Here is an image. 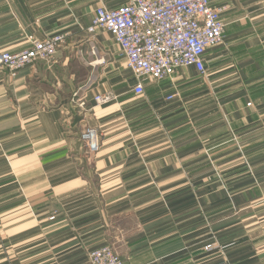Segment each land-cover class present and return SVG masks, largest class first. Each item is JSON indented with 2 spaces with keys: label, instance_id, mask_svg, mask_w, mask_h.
Segmentation results:
<instances>
[{
  "label": "crops",
  "instance_id": "0c3cea01",
  "mask_svg": "<svg viewBox=\"0 0 264 264\" xmlns=\"http://www.w3.org/2000/svg\"><path fill=\"white\" fill-rule=\"evenodd\" d=\"M127 1L0 0V48L73 33L15 76L0 67V264H28L33 238L36 264H90V250L113 239L124 264H264L263 223L220 258L205 239L220 224L200 213L204 201L212 217L225 202L264 221V0H214L225 29L206 49L207 71L142 78L146 97L133 95L113 34L85 30L98 6ZM174 82L184 86L166 100ZM76 90L84 113L70 101ZM106 91L117 98L95 106Z\"/></svg>",
  "mask_w": 264,
  "mask_h": 264
},
{
  "label": "built area",
  "instance_id": "2783aa9c",
  "mask_svg": "<svg viewBox=\"0 0 264 264\" xmlns=\"http://www.w3.org/2000/svg\"><path fill=\"white\" fill-rule=\"evenodd\" d=\"M213 1L128 0L116 8L98 6L85 30L88 35L97 31L113 34L127 70L136 78L132 91L142 95L145 93L142 78L162 80L181 68H193L200 75L207 71L206 49L222 41L225 29L221 16L224 7L213 5ZM72 37V32L62 30L21 49L0 51V67L15 76L27 65L49 60L55 50ZM90 53L95 54L92 44ZM91 63L84 61L85 65ZM173 97V94L167 95L169 100ZM78 98L76 90L70 101L85 112L87 105ZM116 98V94L106 91L96 94L93 104L107 105ZM79 138L88 153L99 150V140L93 129L85 127ZM206 247L211 248L212 243ZM89 261L90 264H124L108 243L93 247Z\"/></svg>",
  "mask_w": 264,
  "mask_h": 264
},
{
  "label": "rangeland",
  "instance_id": "374dc122",
  "mask_svg": "<svg viewBox=\"0 0 264 264\" xmlns=\"http://www.w3.org/2000/svg\"><path fill=\"white\" fill-rule=\"evenodd\" d=\"M34 41H37V40H32V41H29V42H25L24 44H22L21 46H18V47H14V48H0V51H12V50H18V49H21L23 47H26V46H29L32 42ZM171 76L174 78H180L181 77V80L186 82V81H196L198 79H201V75L198 74L195 70L193 71H190L187 72V69H184V68H181V69H177L176 71H174ZM170 76V77H171ZM170 77L168 78H165V79H169ZM164 79V80H165ZM149 81H153L152 84L154 83H157V82H161L163 81L162 80H153V79H147ZM145 85V93H143L142 95H135L133 93V95L135 97H146V96H149L148 93V89H147V85L146 83H144ZM172 86V89L170 88L169 89V92H167L165 95L166 97V100H169L167 98V95L168 94H173V96H177L178 93L180 92V86H184V85H179L178 82H174L173 84H171ZM179 91V92H178ZM194 91V90H193ZM74 93V92H73ZM72 93V94H73ZM72 94L70 97H72ZM192 95H194V93H192ZM73 106V105H72ZM75 106V105H74ZM76 109L78 110L79 113H84L82 112V110H80L77 106H76ZM209 186H206L205 188H207ZM189 205L190 203L187 202ZM205 203V207L203 208V210H200V213L202 212V215L204 217V222L205 223H208L207 226H209V228L211 227V223H218L220 224V234L219 235H216L214 233H211L208 232L207 233V236L205 235V239H209V241L206 243L209 244V243H212V247L211 248H207V249H212L214 248V251H219L217 253H213L214 256H218L220 258H222L223 256H226L227 253H228V246H231V244L233 242H236V241H239V240H244L246 238V233H245V230L244 227H253L254 225L256 224H261L263 223L264 224V221H262L260 219V217H258L259 215H257V217L253 218V216H245V214H247V211L243 212V207L244 206H241V207H237L236 208H229L227 209V205L225 204V202H221V212L220 214L218 215H214V217H212V214L210 212H208V209L209 207L211 206L210 205V202L208 201H204ZM227 203V201H226ZM257 202L253 203V204H256ZM252 205V204H251ZM233 206V205H232ZM235 207V206H233ZM242 210V211H241ZM187 213L193 211L192 209H187L186 210ZM249 211H252V209H249ZM258 212L257 210H255V213ZM196 216L195 213H193V215H189L187 221L189 222V226H190V221H192V219H194ZM252 217V219H251ZM250 219V220H249ZM248 220V221H246ZM264 220V219H263ZM262 221V222H261ZM253 237H258L259 236V233H254L252 234ZM196 236H192L190 238L191 239H194ZM254 240V238H252ZM247 240V239H246ZM250 240V239H248ZM33 245L28 249V258L29 259V262L28 264H36L35 263V256H36V248H35V245H34V238H33ZM112 242L108 241V244L113 248V250L116 252V254L121 258V249L120 248H117L116 244H115V241L114 239L111 240ZM239 251H243V250H239ZM224 252H225V255H224ZM187 256L188 258L191 256H194L195 254L194 253H190V250H188L187 252ZM211 253L209 256H213ZM204 256H207V253L206 251H204ZM183 257V256H182ZM122 260V258H121ZM123 261V260H122Z\"/></svg>",
  "mask_w": 264,
  "mask_h": 264
}]
</instances>
